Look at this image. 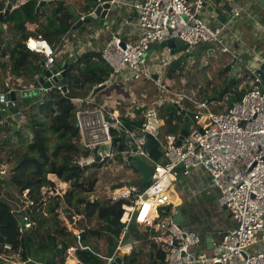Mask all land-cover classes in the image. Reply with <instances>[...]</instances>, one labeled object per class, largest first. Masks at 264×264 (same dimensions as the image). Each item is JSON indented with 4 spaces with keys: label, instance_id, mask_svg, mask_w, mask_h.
<instances>
[{
    "label": "built area",
    "instance_id": "1",
    "mask_svg": "<svg viewBox=\"0 0 264 264\" xmlns=\"http://www.w3.org/2000/svg\"><path fill=\"white\" fill-rule=\"evenodd\" d=\"M28 1H14L12 10L20 8ZM40 1L36 0L37 6ZM55 1L58 0H44V6L41 7L46 9ZM105 2L111 7L106 18L109 20L113 15L116 18L120 15L121 18L118 22L117 19L114 21L118 26L111 35L105 37L104 42L99 41L104 38L103 30L107 29V23L103 24V29L89 28L88 31L83 32L70 28L60 35L55 46H52L42 35L29 34L23 42L24 47L40 56V60L44 61L41 65L44 71L57 65L56 62L64 53H68L69 58H74L75 61L81 54L97 51L111 68L110 82L119 84L128 94L131 93V86L139 81L152 82L166 89L163 82L167 68L184 52L172 53L167 47L161 50L154 48L163 41L179 39L182 43L188 44V52L201 43H209L212 45L208 50L209 54L220 52L237 58L231 53L224 34L242 14L239 8H234L233 1H230L232 5L230 19L217 26L208 23L209 20H218L204 7V3L214 4L215 0ZM102 3L104 2L99 1L96 5ZM119 7L121 12L116 10ZM205 12L208 13L209 20L204 16ZM93 13L94 9L91 8V11L77 14L83 19L92 17ZM258 26L264 33V26L261 24ZM2 27L6 29L7 25L3 24ZM7 58L8 56L5 59ZM262 63L264 57L258 58L252 66L244 64L234 71L233 76L236 80L240 79L238 90L244 85H248L249 88L226 112H213L212 107L220 106V102L200 99L197 90H192L189 94L163 96L151 104L140 102L136 96H127L129 102L122 113L117 109L109 111L105 105H96L94 102L96 94L93 92L85 98V103L92 104L93 107L79 109L76 112L80 144L85 149V153L73 161L79 169L92 164L95 159L92 150L105 144H110L111 148L107 155L98 153L101 157L97 165H102L101 168L106 164L109 166L104 169L109 170L110 165L122 169L129 160L135 158L146 163L150 162L148 164L154 166L150 176L151 183L142 192L135 185H123L110 192L111 200L125 201L121 205L122 229L117 246L108 257L96 254L98 258L105 259V264H113L116 256L131 253L134 241L128 234V227L133 216L137 228L142 226L145 230L143 232H147L148 240L162 246L166 253L164 264H264V92L262 91L264 78L257 72ZM182 64L186 68L187 65L192 66L193 59L186 57L185 63ZM61 71L62 69L52 76L60 75ZM153 76H156V79H153ZM52 88L61 92V87L54 83L48 89L32 81H26L20 87H8L7 91L0 92V113L3 114L4 104L8 108H16L15 101L9 98L11 92L16 97L34 96ZM2 97L4 99L1 100ZM165 102H172L192 119L188 134L180 146L176 144L179 133L177 135L168 133L166 117L159 118L155 110ZM185 104H188L186 109H184ZM77 105L80 106L79 102ZM150 111H154L156 118L161 122L155 132L147 131ZM140 117L143 120L139 126L128 128L124 124V118L134 122ZM6 118L18 124L23 121L18 109L16 113ZM116 127L122 128L124 134L128 136L125 139L119 135L126 141V148L123 151H117L112 147L111 130H116ZM147 133L159 143L162 155L157 161H152L148 156L145 147ZM87 148L90 149L89 152H86ZM179 165H182V169H178ZM0 166V178H4L11 171L5 162H1ZM178 174H181L183 179L197 176L199 180L201 175L208 177V186L217 190V204L229 212L235 223L233 228L222 233L219 240L212 239L211 247H206V243L195 229L183 225L179 228L172 221V215L178 207V204L172 201L173 195L176 194L172 183L179 180ZM65 191L56 187H43L41 193L45 199L50 196H61ZM27 194L28 190H25L22 197L26 198ZM145 205L148 206L147 209ZM169 206H172V209L167 213L166 208ZM21 217L24 226H20L19 232L31 229L33 224L30 219L25 215ZM74 218L72 216V220ZM72 234L76 237L78 247L86 249L80 246V231H72ZM75 249V247L67 248L64 252L66 257L75 253ZM11 250L12 244L0 243V263L26 264L29 260L21 261L18 254L10 253Z\"/></svg>",
    "mask_w": 264,
    "mask_h": 264
},
{
    "label": "trees",
    "instance_id": "2",
    "mask_svg": "<svg viewBox=\"0 0 264 264\" xmlns=\"http://www.w3.org/2000/svg\"><path fill=\"white\" fill-rule=\"evenodd\" d=\"M6 1L0 0V11L4 9ZM99 1L110 0H86L83 11H91V4ZM36 4V0H29L20 8L12 10L0 24V92L4 90L5 85L10 88L20 87L26 81L40 83V75L44 72L40 64V56L28 51L23 44L29 34L42 35L52 46H55L60 35L74 25L71 9H75L63 0L52 2L49 7L41 8L38 12L35 11ZM39 18L42 19L41 23ZM260 21L264 24V12L260 15ZM3 24H7L8 27L3 29ZM16 27L21 31L15 36L16 39L11 35H5L7 30ZM87 27L82 25L79 30L83 32ZM185 61L184 55L174 60L167 68L166 77L178 79L186 70L182 64ZM110 74L111 68L101 58L99 52L88 51L78 56L75 61L70 60L66 69L70 98L65 97L56 88L34 96L16 97L15 105L21 112L23 121L13 124L14 135L19 141L22 139V129L29 130L31 135L26 142L17 143L8 158L0 154V163L5 162L11 171L6 178H0V243L12 244L11 252L18 254L21 261L28 260L32 250L50 254L61 246L55 258L57 264H65L64 258L60 256H66L64 252L69 247L76 248L74 254L78 264H105V259L96 256V254L102 255L97 246L92 244V239L95 237L105 239L107 253L102 257L110 256L117 245L122 229L121 205L125 200H111L109 196L101 200H89V195L95 191L98 182L97 173L102 165L81 170L73 163L85 153L76 126V112L79 109L93 107L92 104L85 103V98L99 85L110 82ZM228 82L229 80H226L219 90H213L210 98L207 97L210 95L204 93V99L220 103L225 101L222 111H218L221 105L212 107L215 113L226 112L249 88L248 85H244L238 90L240 79H237L231 88L219 95ZM117 87L121 88L119 84L111 82L106 88L113 90ZM102 91L94 97L96 105H105L102 104ZM262 91L264 92V80ZM116 97L117 107L114 109L123 112L124 107L120 106L122 104L119 100L124 101L127 96ZM162 97L157 96L156 100ZM78 102L80 106L77 105ZM186 108L188 104L184 105V109ZM155 110L159 118L166 117L168 133L177 135L183 124L177 107L172 102H165ZM187 113L191 115L188 111ZM142 120L143 118L140 117L139 120L132 122L124 118V124L128 128H133L139 126ZM9 129H11L9 125L0 122V133ZM111 133L112 147L117 151H123L126 148V141L115 129H112ZM1 140L2 138H0V153L5 146L4 141ZM131 168L137 171L128 164L124 167L125 170ZM49 174L56 175L61 182L67 183L69 190L61 196L44 199L42 188L54 187V182L48 179ZM123 185L117 184L113 189ZM25 190H28V194L23 198L22 193ZM26 204L28 205L25 206ZM171 209L172 206L167 207V213H170ZM25 214L29 215L30 220L37 225L34 231L19 232V217ZM67 214L79 217L71 227L85 233L86 249L78 247L72 229H68L65 221L61 219ZM93 220H98L96 227L90 225ZM32 233L38 242H33ZM138 235H131L134 241L133 249L130 255L122 258L121 264H164L166 253L162 246L148 240L147 232ZM140 241L149 243L146 250H141L138 246Z\"/></svg>",
    "mask_w": 264,
    "mask_h": 264
},
{
    "label": "rangeland",
    "instance_id": "3",
    "mask_svg": "<svg viewBox=\"0 0 264 264\" xmlns=\"http://www.w3.org/2000/svg\"><path fill=\"white\" fill-rule=\"evenodd\" d=\"M63 1L73 7L77 13H85L83 11V7L86 5V0ZM257 8L259 13L263 11L262 8H260L259 6H257ZM107 21V18L102 20L97 19L94 23L84 25H86V27L89 26L91 29H103V24H105ZM109 21H112L111 17L109 18ZM5 35H10V31L7 30ZM211 46L212 45L209 43H201L197 46V48H195V50L189 53L190 58H196V60H194L193 65H187V68L184 65L186 70L178 79H169L166 77L163 82L166 89H162L153 84L152 82L146 81H139L134 83L130 88V92L132 94H128L119 87H117L116 89L114 88L113 90L115 91L104 88L103 91L101 90L102 104L106 105L105 108L107 110L113 111L114 108L117 107L116 100L118 99L116 96L118 95L136 96L140 102L151 104L156 101L157 96H175V94H189L192 90H197V95L200 96V99L202 100L204 99V93L210 95L207 96L208 98H210L213 90H219V88L223 86L224 82L231 78L232 74H230V72L225 71V69L228 67V65L226 66V64L229 63L230 56H225L220 52H212L211 54H209L211 59L209 58L206 60V58H203L205 57L207 50L211 48ZM73 59L74 58H69L68 53H64L62 54V58H60V63L63 64L67 60ZM119 101L122 104L120 106L123 107H126L129 102L128 97L124 101ZM221 103V106L218 108V111H222V108L225 107V101ZM118 111L122 113L120 110ZM1 123L9 125V127L11 128L9 129V131H2L0 133V138H2L1 142L4 141L5 143V146L3 147V150L0 154L4 158H8L10 151L17 146V143L26 142L30 139L31 134L29 130L22 129V139L19 141L13 132V124L16 123V121H12L9 118H4ZM126 165L127 164L122 167V170L119 168V166L111 165L109 170L104 169V167L109 166L106 164L104 167L99 169L97 173L98 182L94 193L91 194V197L89 195V200H91L92 198L94 199V197L92 196H95V198H97L98 200L108 198L110 192L113 190V187L117 184H124L126 186L135 185L139 187L141 184L139 172L133 170L132 168L125 170L124 167ZM4 178H6V176ZM52 179L55 182L54 187L58 188L59 186H61L59 185L61 181L58 178L57 180L54 177ZM193 179L194 177L184 178V183H180L178 181L172 183L173 191L177 194L178 199L181 201L180 204L176 203V205L179 204L178 208L181 210L182 215L184 217L183 226L190 227L192 229H195L196 231H201L213 237L215 240H219L223 231H225L226 229H231L235 226L233 219L231 218L229 212L226 209L220 207L217 204V190L215 188H212V191L208 193H201L202 190H204L205 186H207V183H209V178L205 177L203 178V182H196L194 184L190 183V181H192ZM202 183L204 186L201 185ZM184 184H189L190 187L188 188V186ZM64 190H69L68 184ZM186 197H191L190 201H187ZM173 198L174 200L178 201L175 197ZM173 198L172 201L174 202ZM74 217L75 218L73 222L79 220L78 216ZM97 222L98 220H93L90 225L96 227L98 225ZM64 223L66 224L68 229H72V224H68V220H66ZM138 230L139 232L135 234L137 236H139L138 234H141V232L145 231L142 226H138ZM72 231L78 230L72 229ZM92 244L97 246L102 256L106 255L107 244L105 242V239L95 237L92 239ZM60 257L64 258L65 260L64 255H61Z\"/></svg>",
    "mask_w": 264,
    "mask_h": 264
},
{
    "label": "water",
    "instance_id": "4",
    "mask_svg": "<svg viewBox=\"0 0 264 264\" xmlns=\"http://www.w3.org/2000/svg\"><path fill=\"white\" fill-rule=\"evenodd\" d=\"M231 0H215L214 4H208L205 5L204 3V7L205 9L212 13V15L218 20V25L225 23L228 19H230L231 17V10H232V5L230 4ZM260 8H262V10L264 11V0H253ZM12 3L13 1L10 0L6 3L4 10L0 11V24L5 20V18H7L12 10ZM41 6H44V0H41L39 5L36 7V11L39 10V8ZM91 8L94 9V13H93V17L90 18H83L80 19L79 15L77 14V12L73 9H71L74 20H75V24L72 25V29L76 30L79 29L82 25L84 24H89V23H94L97 19H105L107 14L110 13L111 11V7L110 4L108 2H104L100 5H96V3H92L91 4ZM158 50L163 49L164 47H167L169 49H171L172 53H177V52H184L185 54L184 56H188V44L186 43H182L181 40L179 39H175V40H167V41H163L161 43L156 44L155 46ZM43 60H40V64L43 65ZM70 64V61L68 60L65 64L63 65H55L52 66L49 70H45L39 78V82L40 84L43 85V87L45 89H48L52 86V83H54L57 86L61 87V92L62 94L67 97L70 98V94L68 93V84L69 81L66 78V69L68 67V65ZM230 65L226 68V70L230 69ZM60 75H56V76H52L53 74H55L57 71L61 70ZM257 72L261 75L262 78H264V63L260 64ZM47 78H50V80H46ZM153 79H156V76H153ZM236 81L235 76H232L229 79L228 84L222 89V91L219 93V95L225 91H227L229 88H231L232 84ZM111 84V82H108L106 84H102L98 87H96L93 90V94H97L98 92H100L101 90H103L104 88H106L107 86H109ZM4 90L7 91L8 87L5 86ZM9 98L13 101L16 100V96H14V93L11 92L9 94ZM4 99V97L1 98V100ZM4 106V111L3 114L0 113V122L6 118L7 116H10L12 113H16L17 112V108H8L5 104ZM178 111L180 112V115L182 116V120H183V124H182V128L179 131V135L176 141L177 146L181 145L182 140L187 136L188 134V130H189V126L192 122V119L186 115V113L184 111H181L179 108H177ZM161 122L156 118V115L154 113V111H150L148 113V127H147V131L149 132H155L156 129L160 126ZM116 131L119 133L120 136H123V138L127 139L128 136L125 135V131L120 128V127H116ZM146 141H145V147L147 149L148 152V156L152 161H157L161 155L162 152L159 149V143L157 140H155L152 135L150 133H147L145 135ZM111 145L110 144H105L103 146H101L100 148L95 147L92 150V153L95 155V159L94 162L90 165H85L83 168H81V170H87L89 168H93L96 167V165L98 164L97 162H99L100 160V155H107L110 151ZM90 149H86V152H89ZM100 155H99V154ZM130 166L134 167L140 175L141 178V184L139 186L140 192L143 191V189H145L146 187H148L151 183L150 180V176L153 173L154 170V166L151 164L146 163L143 160L140 159H133V160H129L128 163ZM178 169H182V165L178 166ZM178 179H181L182 176L181 174L177 175ZM134 217L132 218L130 224H129V235L132 234H137L139 232L136 223L134 221ZM66 219L68 220V222L70 224H72V216L70 214L66 215ZM172 221L174 223H176V225L179 228H182L183 222H184V217L182 215V212L179 208H176L173 215H172ZM19 224L21 227L24 226V221L22 219V217H19ZM79 241H80V246L87 248V242H86V236L85 233L83 231H80V235H79ZM211 241L212 238L211 237H206L205 238V242H206V246L207 247H211ZM61 250V246H59L58 248H56V250L50 254L47 253H39L37 251L32 250L31 251V257L29 258V260L26 262V264H57L55 261V257L59 254ZM122 263V257L121 256H116L115 260L113 262V264H121ZM0 264H4V263H0Z\"/></svg>",
    "mask_w": 264,
    "mask_h": 264
},
{
    "label": "crops",
    "instance_id": "5",
    "mask_svg": "<svg viewBox=\"0 0 264 264\" xmlns=\"http://www.w3.org/2000/svg\"><path fill=\"white\" fill-rule=\"evenodd\" d=\"M7 1H10V0H7ZM12 1L14 2V1H17V0H12ZM130 1H134V0H130ZM231 1H233L234 8H239L242 11V14H241V16L239 18H237L234 21L233 25L226 32H224V34L227 37V41H228V45L230 46L231 53L236 55L237 58H235L231 54H224V53H222V54L225 55V56H227V55L230 56V61H229V63L226 64V66L230 65L231 67L228 70L225 69V71L226 72H230V74L231 73L234 74V71L238 67L243 66L244 64L252 66L257 61L258 58L264 57V33H262L260 31L259 26H258V24H261V25L264 26V24L260 21V15L264 11L259 13L258 12V8H257L258 5L253 0H231ZM116 10L118 12H121V8L120 7L117 8ZM204 16L208 19L209 15H208L207 12H205ZM111 18H112L111 22H109V20L106 22L108 24L107 29L103 30V33H104L103 37L104 38L102 37L103 39L101 38L102 40L99 41V42H104L105 37H108L109 35L112 34V32L115 31L116 27L118 26V23H116L114 21H116V19H117V22L120 21L121 17H120V15H118L117 18H116L113 15ZM41 21H42V19L39 18V23H41ZM208 23L211 26H217L219 22L218 21L209 20ZM89 28L90 27L88 26L86 28V30H89ZM9 31H10V35L12 37L17 36V34H20V32H21L20 29L17 28V27L12 29V30L9 29ZM155 49H157V48L155 47ZM193 50H195V49H193ZM193 50H190L188 52V56H186V57H189V53H191ZM208 50L206 52L205 57H203V58H206V60L210 58ZM184 54H185V52L183 53V55ZM189 59H191V60L193 59V63H194L195 58H190L189 57ZM56 64L57 65H61L60 59L56 62ZM232 74H231V77L233 76ZM53 177L57 180V177L55 175H49V178L51 180H53L52 179ZM192 177H194V179L192 181H190V183H193V184L196 183V182H203V178H205L203 175L199 176V180H198L197 176H192ZM200 178H201V180H200ZM178 182L184 183L183 182V178L179 179ZM189 184H184V185L188 186V188H189L190 187ZM59 185H61V186H59L58 189L64 191L65 187L67 186V183H61L60 182ZM201 185L204 186L203 183ZM208 185H209V183H207V186H205L204 190H202L201 193H205V192L208 193V192L212 191V187L208 186ZM64 193L65 192H63L62 194H64ZM175 196H176V198H178V196L176 194H175ZM90 197H91V195H90ZM92 197H94V199L98 200L97 198H95V196H92ZM190 199H191V197L190 198L186 197L187 201H190ZM178 203L180 204L181 201L179 200ZM27 205L28 204H26L25 206H27ZM25 216H27L30 219L29 215L25 214ZM61 219L64 220V221L67 220L66 217H63V216L61 217ZM72 223H73V220H72ZM32 224H33L32 228L31 229H27V230H31V231L33 230L34 231L37 228V225L34 222H32ZM68 224H70V223H68ZM19 226H20V224H19ZM198 233H199V235H201V237L204 240V242H205V238L206 237H211V236H209L206 233H204V235H203V232H201V231H199ZM31 237L33 239V242H38L37 239L34 237V233H32ZM211 238L213 240H215L213 237H211ZM131 239H132V236H131ZM148 244L149 243L145 242V241L138 242V246L141 248V250H146L147 247H148ZM103 256H105V255H103ZM124 256H128V255H122L121 257L123 258ZM106 257H108V256H106ZM64 263L65 264H78L79 262H78V260H77V258L75 256V254L73 253L71 256H68V257L65 256Z\"/></svg>",
    "mask_w": 264,
    "mask_h": 264
},
{
    "label": "bare ground",
    "instance_id": "6",
    "mask_svg": "<svg viewBox=\"0 0 264 264\" xmlns=\"http://www.w3.org/2000/svg\"><path fill=\"white\" fill-rule=\"evenodd\" d=\"M173 197H175V198H176L175 194L173 195ZM173 197H172V198H173ZM176 199H177L178 201L174 200V198H173V200H174L175 204L179 202V199H178V198H176Z\"/></svg>",
    "mask_w": 264,
    "mask_h": 264
},
{
    "label": "snow or ice",
    "instance_id": "7",
    "mask_svg": "<svg viewBox=\"0 0 264 264\" xmlns=\"http://www.w3.org/2000/svg\"><path fill=\"white\" fill-rule=\"evenodd\" d=\"M147 207H148V206H147V205H145V209H147ZM141 218H143V216H141Z\"/></svg>",
    "mask_w": 264,
    "mask_h": 264
},
{
    "label": "flooded vegetation",
    "instance_id": "8",
    "mask_svg": "<svg viewBox=\"0 0 264 264\" xmlns=\"http://www.w3.org/2000/svg\"><path fill=\"white\" fill-rule=\"evenodd\" d=\"M7 2H8V1H7ZM7 2H6V3H7ZM36 7H37V5H36ZM41 8H42V7H40L39 10H40ZM39 10H38V11H39ZM38 11H36V12H38Z\"/></svg>",
    "mask_w": 264,
    "mask_h": 264
}]
</instances>
